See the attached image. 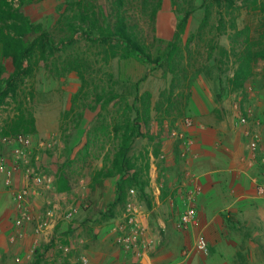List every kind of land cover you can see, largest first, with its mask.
Returning <instances> with one entry per match:
<instances>
[{
  "label": "trees",
  "instance_id": "16d2710c",
  "mask_svg": "<svg viewBox=\"0 0 264 264\" xmlns=\"http://www.w3.org/2000/svg\"><path fill=\"white\" fill-rule=\"evenodd\" d=\"M42 1L0 0V108L8 98L17 106L12 131L28 132L34 125L33 115L27 113L19 101L20 88L27 78L39 69L56 79L75 73L80 87L72 97L68 114L81 108L82 111L76 112L77 122H80L85 110L97 111V124L87 134L84 145L75 156L59 165L53 180L55 191L70 193L78 176L82 175L79 173H83L90 197L97 191L104 195L106 181L117 179L111 207L123 208L130 198L131 189L135 190L137 199L146 200L143 198L149 182V158L146 160V155L141 154L142 161H139L131 152L134 141L144 138L156 142L153 156H159L160 143L151 132V94L140 93L139 82L134 84L131 101L119 93L111 64L115 59L139 63L164 61V73L171 75L166 104L169 109L182 111V106L188 104L190 93L181 91L174 95L173 90L182 79L187 80V71L181 67L178 39L191 15V11L185 9L188 1L171 0L177 24L173 38L166 42L156 36L157 17L164 0H105V3L65 0V7L51 30L41 23H34L26 10ZM209 6L223 10L218 13L220 18L216 27L229 41V48L221 49L220 53L232 58L234 71L229 79L230 87L233 90L245 88L253 79L258 63L264 60V23L262 32L257 35L249 26L239 29L237 11L245 7L264 13V0H210ZM83 38L89 43V53L76 48ZM149 41L152 42L149 44ZM153 42L166 45L165 51L154 59L151 51ZM6 60L12 71L4 78ZM101 111H105L104 116ZM103 138L111 147L106 149L107 142L102 141L101 150L106 151L100 167H93V161L99 154L91 149ZM257 166L264 170V166ZM113 215L110 213L111 218ZM43 247L45 253L49 245Z\"/></svg>",
  "mask_w": 264,
  "mask_h": 264
},
{
  "label": "rangeland",
  "instance_id": "374dc122",
  "mask_svg": "<svg viewBox=\"0 0 264 264\" xmlns=\"http://www.w3.org/2000/svg\"><path fill=\"white\" fill-rule=\"evenodd\" d=\"M98 1L105 3V0ZM187 1L188 4L185 9L191 11V15L185 31L178 39V45L181 48V67L187 71V80L182 79L179 84H176L177 88L173 90L174 95L181 91L190 93L188 104L186 107L182 106V111L175 108L169 109L166 104L165 99L171 87V75L164 73V61L139 63L135 60L118 61L115 59L111 64L119 93L124 94L131 101L134 96V84L139 82V92L151 94L153 106L151 132L157 137V142L160 143L159 150L161 146L170 145L175 138L172 135L173 130L184 131L183 126L186 119L193 120L195 124L200 116L208 119L234 118L233 105L235 103H239L241 107H251L254 113H258L264 107V60L258 63L254 70L253 79L245 88L233 90L229 84V79L234 71L232 58L222 56L220 53L221 49L229 48V41L227 36L220 34L216 27L220 18L218 13L222 9L209 6L210 0ZM65 2V0H43L38 4L28 6L26 10L34 23H41L51 30L55 26L57 17L63 11ZM239 3L237 2L238 5H240ZM228 19L229 17L226 16L225 20L228 21ZM236 23L239 29L249 26L253 34L257 35L262 32L264 13L242 7L237 11ZM176 24L177 19L173 12L171 0H164L157 17L156 36L165 42L170 41L174 36ZM143 31L146 32V28ZM88 46L89 43L83 38L79 40L76 48L89 53ZM165 48V44L153 42L151 48L153 59L165 51ZM5 65L7 70L4 78H7L12 67L8 60L5 61ZM141 79L143 80L140 81ZM188 81H190L189 85L187 84ZM79 87L80 81L73 72L56 79L49 76L43 69H39L27 78L20 88L19 101L22 103L23 109L34 117V125L28 132L23 130L12 131L17 106L11 98H8L0 108V136L15 134L29 136L32 146L28 149V162L52 180L55 179L59 165L75 156V153L84 145L87 134L93 131L97 124V111L85 110L80 122H77L76 112L82 111L81 108L68 114L72 106V97L77 93ZM100 113L105 115V111ZM162 122L163 125H161ZM103 140H105L104 143L107 142L106 149L111 147L106 138L99 140L97 148L91 149L93 153L99 154V157L93 161V167H100L101 165V158L106 151V149L101 150ZM156 145V142L138 138L132 145L131 155L142 161L140 155L143 154L146 155L147 160L149 152L153 153ZM0 152L9 163L13 162L11 147L1 146ZM79 174L82 175L78 176L74 189L70 193H57L53 186V188L44 189L39 197L32 199L31 203L35 209L46 207L48 202H51V205H54L58 212L64 211L70 206H77L79 212L72 222L65 225L57 224L50 235L49 242H42L41 246L49 245V254L46 252L38 253L30 261H36L39 258L41 264H46V257L51 254L55 257L54 263L58 264L60 246L69 247L68 258L72 254L78 253L77 258L81 261V258L85 257L81 253L86 246L85 237L87 233L88 235L92 233L91 227L93 228L98 224L112 226L120 218L124 207L118 209L110 206L114 198L117 179L106 181L104 195L101 196L97 191L90 197L89 186L84 174ZM11 199L13 201L12 196L10 203H12ZM133 200L137 202L141 211L143 202L136 196L133 197ZM85 204H88L87 208L84 207ZM112 212L114 218L110 217ZM13 219L14 214H12L10 221ZM30 233L32 230L28 228L26 234ZM149 236L159 243L156 235L150 234ZM32 247L33 239H31L25 255Z\"/></svg>",
  "mask_w": 264,
  "mask_h": 264
},
{
  "label": "crops",
  "instance_id": "0c3cea01",
  "mask_svg": "<svg viewBox=\"0 0 264 264\" xmlns=\"http://www.w3.org/2000/svg\"><path fill=\"white\" fill-rule=\"evenodd\" d=\"M183 130L187 146L174 138L161 146L158 157L148 154L149 182L141 220L149 235L159 239L150 254L135 260L116 245L110 225L98 224L85 237L81 253L87 261L81 262L75 253L69 264H264V199L257 194L264 170L250 164L247 141L234 129L233 118L200 116ZM3 177L0 172V264H41L39 258H24L35 235L16 233L10 221L12 214L15 217L14 202L2 185ZM23 178L18 172L13 187L19 188ZM195 187L199 189L193 201L196 219L189 230L180 232L175 223L189 204L187 191ZM199 236L207 241V254L195 248ZM37 238L46 243L43 236Z\"/></svg>",
  "mask_w": 264,
  "mask_h": 264
},
{
  "label": "built area",
  "instance_id": "2783aa9c",
  "mask_svg": "<svg viewBox=\"0 0 264 264\" xmlns=\"http://www.w3.org/2000/svg\"><path fill=\"white\" fill-rule=\"evenodd\" d=\"M233 115L234 128L238 129L247 141L250 164L264 166V107L258 113H254L251 107H241L239 103H235L233 105ZM193 124V120L186 119L183 127L189 128ZM172 135L181 140L182 145L187 146L189 144L184 131L173 130ZM1 146H9L13 150V162L11 163L0 152V172L4 176L2 185L13 197L15 210L13 225L16 233L20 237H25L27 229L30 228L35 235L33 247L24 257L31 260L36 257L35 255L42 252L40 251V238L37 237L43 236L45 241L49 242L54 227L57 224L65 225L72 222L79 212L78 207L70 206L68 209L58 212L56 207L48 202V206L35 209L31 203L32 199L39 197L44 189L53 188V180L28 162V149L32 146L31 138L23 134L0 136ZM18 172L23 174L24 181L19 188H14V176ZM198 191L197 187L187 191L189 204L175 223L176 229L180 232L189 230L196 219L197 211L193 201ZM257 194L264 199V184L258 185ZM134 196H136V192L131 189L130 198L126 202L120 218L111 226V230L116 245L139 261L150 254L158 241L148 235L141 221L139 205L133 200ZM84 207L87 208L88 204H85ZM195 248L204 254L209 252L207 241L203 236L196 239ZM59 252L58 264H69V258L67 257L69 247L60 246ZM15 260L21 262L22 258L16 257ZM46 261V264H54V255H48ZM86 261L85 257L81 258V262L85 263Z\"/></svg>",
  "mask_w": 264,
  "mask_h": 264
}]
</instances>
